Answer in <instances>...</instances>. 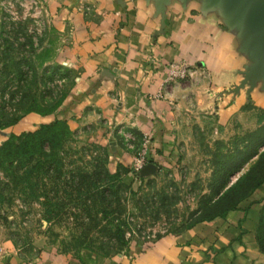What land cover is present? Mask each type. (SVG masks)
<instances>
[{
  "label": "crops",
  "instance_id": "crops-1",
  "mask_svg": "<svg viewBox=\"0 0 264 264\" xmlns=\"http://www.w3.org/2000/svg\"><path fill=\"white\" fill-rule=\"evenodd\" d=\"M45 1L50 19L63 34L60 60L78 70L58 117L75 128L94 122L93 135L102 137L116 163L128 164L133 153L122 149L118 139L114 143L108 133L114 124L120 128L114 138L123 142L124 128L149 137V153L162 159L178 136L184 107L214 119L218 129L234 118L245 125L264 122V76L254 83L246 79V70L257 59L246 45L250 28L239 20V7L232 1ZM172 61L198 64L208 72L197 90V106L191 99L184 104V88L167 81ZM46 117L30 113L14 124V132L36 128ZM25 121L30 125L17 129ZM5 138L0 132V144ZM241 207L224 218L141 240L127 252L111 255L88 248L79 255L45 248L26 258L0 226V264L264 263L256 240L259 203Z\"/></svg>",
  "mask_w": 264,
  "mask_h": 264
},
{
  "label": "rangeland",
  "instance_id": "rangeland-1",
  "mask_svg": "<svg viewBox=\"0 0 264 264\" xmlns=\"http://www.w3.org/2000/svg\"><path fill=\"white\" fill-rule=\"evenodd\" d=\"M63 44V34L50 19L45 0H0V122L14 117V112H18L15 109L18 99H14V96L28 91L35 96L45 94L49 97L66 90L70 93L78 70L61 62L60 51ZM16 58L27 60L33 65V69L25 65L26 74L20 77L14 67ZM58 64H62V67L57 68ZM189 66L191 72L183 77L169 78L168 69L167 81L184 88V104L186 99H191V105L197 106V90L208 72L198 64ZM59 108L47 114L46 119L40 123L52 121L58 116ZM182 111L184 113L179 115L182 121L178 136L172 150L164 153L162 159H155L149 153V137L134 136L124 128L126 139L123 137L121 142L118 137H113L120 129L118 126L115 127L114 124L108 130L114 143L118 139L122 149L133 153L128 164L116 163V157L111 158L109 155L111 170L118 168L121 173H129L125 177L126 181L137 192L124 193L128 209L136 214V226L142 228L140 233L132 230L135 226L126 229L127 235L131 237L129 246L141 240L149 241L159 235L179 231L181 226L194 220L202 208L211 204L246 175L251 173L261 176L263 173L264 162L261 165L258 162L264 158V144H258L264 138V122L248 123L247 125H251L247 126L234 118L229 125L218 129L214 119L203 117V113L186 112V107ZM30 113L38 112H26L19 121L30 116ZM262 116L261 119H264V113ZM28 125L30 122L25 121L17 129ZM70 126L76 135L67 142L65 156L67 160L74 159L75 165L85 167L88 161L102 155L100 146L107 144H102V137L93 135L94 122L77 128ZM2 131L7 138L14 132V124L0 127V132ZM115 147L117 148L116 144ZM255 148L257 153L252 155ZM143 155L144 165L153 158V162L158 165L157 172H141L144 165L138 167V163ZM0 181L8 183L11 178L1 171ZM157 189L166 190L170 195L166 206H163L158 196L151 195ZM0 190L3 195L0 199V226L12 238L15 235L17 246L24 257L29 258L45 248L77 253L78 250H67L66 246L73 237L77 238L82 233L75 225L79 220L75 215L78 207L70 203L59 217L48 222L44 217L41 199L26 203L24 197H14L13 183H0ZM140 194L150 197L149 203L146 199L142 200L150 208L145 213L137 211ZM236 196L237 191L233 194L234 198ZM221 202L218 207L227 204L226 200ZM256 202L260 206L256 240L258 243V235L264 246V183L241 201V204H246L241 208H248ZM218 217L224 218L226 215L215 218ZM91 235L100 236V233L91 232ZM129 246L118 253L127 252Z\"/></svg>",
  "mask_w": 264,
  "mask_h": 264
},
{
  "label": "trees",
  "instance_id": "trees-1",
  "mask_svg": "<svg viewBox=\"0 0 264 264\" xmlns=\"http://www.w3.org/2000/svg\"><path fill=\"white\" fill-rule=\"evenodd\" d=\"M25 65L33 69V65L27 60L20 58L14 60V67L20 77L26 74ZM56 67L61 68L62 64ZM68 94L69 91L66 90L50 97L45 94L35 96L28 91L20 96H14V99H18L15 106L18 112H14V117L0 122V127L15 124L26 112L51 114L60 107ZM75 135L76 132L71 128L68 120L58 116L52 121L40 123L35 129L20 133L12 132L0 144V170L10 176L11 181L8 183L0 181V183L4 185L13 183L14 197L22 196L26 203L41 199L44 217L48 222L59 217L70 203L78 207L75 215L79 220L75 225L82 233L68 242L67 250L76 249L77 255L83 248L105 255L118 253L129 246L131 237L126 232L128 227L135 226L132 230L137 233L142 231L141 227L136 226V214L128 209L124 196L126 192H137L133 189V185L126 181L124 174L127 172L121 173L118 168L111 170L109 167L110 153L107 146L101 145L102 155L88 161L85 167L75 165L74 159L67 160L66 144ZM263 144L264 138L258 145ZM256 153L255 148L252 155ZM150 160L153 161V158ZM263 162L264 158H261L258 164L261 165ZM263 183L264 166L261 176L249 173L211 204L202 208L194 220L186 226H181L177 232L240 208L241 201ZM236 191L237 196L234 198L233 194ZM151 195L158 196L163 206H166V201L170 198L166 190L157 189ZM2 197L0 190V199ZM144 199L149 203V196L145 197L141 194L138 196L137 211L143 213L150 209L147 203V205L142 203ZM224 200L227 204L218 207V204ZM91 232L100 233V236L91 235ZM257 238L260 250L264 252L263 243L258 235ZM14 241L18 243L15 235Z\"/></svg>",
  "mask_w": 264,
  "mask_h": 264
},
{
  "label": "water",
  "instance_id": "water-1",
  "mask_svg": "<svg viewBox=\"0 0 264 264\" xmlns=\"http://www.w3.org/2000/svg\"><path fill=\"white\" fill-rule=\"evenodd\" d=\"M239 7L238 18L250 28V36L246 42L257 62L246 70V79L252 83L258 77L264 76V0H230ZM164 9V1L160 5ZM245 79V80H246ZM158 165L147 162L141 169L143 174L157 172Z\"/></svg>",
  "mask_w": 264,
  "mask_h": 264
},
{
  "label": "built area",
  "instance_id": "built-area-1",
  "mask_svg": "<svg viewBox=\"0 0 264 264\" xmlns=\"http://www.w3.org/2000/svg\"><path fill=\"white\" fill-rule=\"evenodd\" d=\"M187 62L172 61L168 64L169 78H176L178 76H186L191 72V68ZM146 151V150H145ZM144 155L139 159L138 167L144 165Z\"/></svg>",
  "mask_w": 264,
  "mask_h": 264
}]
</instances>
